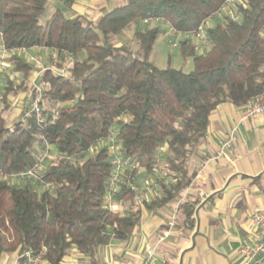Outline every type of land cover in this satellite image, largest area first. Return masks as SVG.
<instances>
[{"label": "trees", "instance_id": "obj_1", "mask_svg": "<svg viewBox=\"0 0 264 264\" xmlns=\"http://www.w3.org/2000/svg\"><path fill=\"white\" fill-rule=\"evenodd\" d=\"M226 1L124 0L96 20L68 16L57 7L42 21L48 0H0V38L9 50L46 47L62 61L73 59L68 75L44 70L45 118L32 116L26 124L21 115L8 123L4 114L10 94L37 91L28 83L33 65L14 59L22 81L8 79L0 109V254L18 252L26 260L27 251L45 247L44 261L61 264L76 246L94 264L112 235L127 239L139 223V181L153 176L162 188L149 206L181 198L194 180L191 163L213 111L223 102L244 106L264 90V0L234 3L239 20L218 17L208 28L212 46L206 53L191 40H181L182 56L193 60L190 71L156 64L152 54L164 28L143 20L161 16L179 31H192ZM133 23L138 26L135 45L117 41ZM113 134L131 162L115 196L123 211L105 204L114 156L107 146L89 153ZM46 149L57 153L41 172L40 188L10 181L34 167ZM195 205L193 200L179 204L189 226Z\"/></svg>", "mask_w": 264, "mask_h": 264}, {"label": "crops", "instance_id": "obj_2", "mask_svg": "<svg viewBox=\"0 0 264 264\" xmlns=\"http://www.w3.org/2000/svg\"><path fill=\"white\" fill-rule=\"evenodd\" d=\"M70 1L60 0L63 6L59 5L68 16L81 14L96 20L122 0ZM137 27L135 24L127 33L134 34ZM21 99L25 103L27 93ZM243 114L244 106L230 102L213 111L205 141L191 163L194 180L180 199L149 206L162 195V188L153 176L139 181V223L127 239L112 235L109 243L98 249L94 264H140L149 258L151 248L152 264L239 262L242 240L257 239L251 215L264 210V114L244 119ZM234 128L237 139L231 147L223 148L225 135ZM188 200L196 201L193 226L185 222L179 209V204ZM10 256L13 264H28L18 252L6 254V258ZM61 264H92V259L73 246Z\"/></svg>", "mask_w": 264, "mask_h": 264}, {"label": "built area", "instance_id": "obj_3", "mask_svg": "<svg viewBox=\"0 0 264 264\" xmlns=\"http://www.w3.org/2000/svg\"><path fill=\"white\" fill-rule=\"evenodd\" d=\"M235 0H227L224 6L215 12L213 15H210L206 18L198 28L192 31H179L173 23L166 19L165 17H147L143 20V23L150 27L162 26L165 33L168 37L171 38L172 45L174 47H179L181 40H191L196 45V48L200 53H206L210 50L212 43L208 35V28L211 27V21L214 18L221 17L223 15H228L236 20L240 19V16L231 8L234 5ZM181 39V40H180ZM26 48H18L14 50H9L2 39L0 38V78L3 70L9 66L8 58L10 53L17 54L18 56L22 53H27ZM41 102L40 95L34 99L32 105V110L36 112V118L42 121L41 115ZM31 112V113H30ZM23 116V120L28 122L29 117L33 113L30 111ZM264 114V90L262 93L253 97L244 105V114L243 119L247 117H255ZM237 139V129L234 128L229 133L225 135V138L222 141V147H231L232 144ZM107 146L110 150V153L117 158L115 163L113 174L108 182V190L105 196V204L108 208L113 211L123 210L122 205L115 200V196L120 189L119 182L122 178L123 170L131 165L129 159L124 158L122 154V146L119 142L116 141V138L113 135L109 136L107 139L99 140L95 145L91 146L89 153H94L98 148ZM49 147V146H48ZM49 149L41 151L38 160L34 167L27 169L21 175L26 177L34 176L39 177L43 169H45L47 162V155ZM32 178V177H31ZM45 187H50V183H46ZM251 223L254 229L255 234L257 235L256 240H251L244 238L240 245V259L237 264H264V210H256L251 215ZM46 248L43 247L38 252L27 251L24 255L26 257L28 264H42L44 261V255ZM154 249L149 250V258L142 261L140 264H152Z\"/></svg>", "mask_w": 264, "mask_h": 264}, {"label": "rangeland", "instance_id": "obj_4", "mask_svg": "<svg viewBox=\"0 0 264 264\" xmlns=\"http://www.w3.org/2000/svg\"><path fill=\"white\" fill-rule=\"evenodd\" d=\"M62 1H64V0H62ZM238 1L239 0H237V1L235 0L234 3L238 2ZM68 2H71V1H68ZM122 2H124V0H122L121 3ZM59 5L60 6L62 5L60 0H48V6H47L45 13L42 15V21H45L46 18L48 16H50V14L57 7H59ZM231 8L234 9V11H235V4L233 6H231ZM218 21H219V18L212 19L211 26H214L215 24H217ZM134 25H135V23L128 26L124 30V32L117 37V41H121V40L127 41L131 45H135L133 42V34L127 33L128 30H131V28L134 27ZM15 57L23 58L26 62L33 65L34 69H33L32 74L30 75V77H28V80H29L28 83L30 84V86L31 85L35 86L37 88V91H36L35 95H32V92L30 90H26V91L22 90L16 95L10 94L8 96V98L10 100L11 105L9 106L8 110H6L4 112V114L7 117L8 123H12L15 119H17L21 115L22 123L26 124L28 122H25L23 120V116L26 113H29L30 111H32L33 113L31 114L29 119L32 116H36V112H34V110H32L31 107H33L32 103H33L34 99H36L39 95L41 98V102L39 103L41 105V108H42V106L46 107L45 101L43 99L44 86L40 83V78H41V75L44 72V70L46 68H52L53 70H55L58 73L68 75L70 73L69 68L71 66H73V59L68 56L62 61L59 58L57 51L51 50V49L46 48V47L29 48L27 50V53H22L19 56L15 53H13V54L10 53L9 58H8L9 66H7V68H5L3 70L2 74H1V78H0V102H1L0 103L1 104L0 109L4 106L3 102L1 101V96L5 90V86L8 82V79H11V80L15 81L16 83H19L22 81V73H20L17 69H15V60H14ZM152 59H155L156 64L161 66V67H164V66H167L170 64L173 67H177V68L182 67L187 71L192 70L194 67L193 60L191 58L184 59V57L181 54V48L180 47H174L172 45L171 38L167 36L165 31L159 35V38L157 39V41L155 43V47H154L153 54H152ZM25 93H27L28 99L25 103H23V102H21V100H22L21 97ZM68 104L70 105L71 102L70 101L65 102L64 106L68 105ZM57 114L58 113L55 112L53 117H57L58 116ZM41 115H42V120H43L45 118L43 111H41ZM109 152H110V150H109ZM56 153H57V150L54 152L49 151V153L46 157L48 162H45V165H46L45 169L48 168L50 161L56 157ZM114 158H115L114 162L116 163L117 158L115 156H114ZM45 169H43V170H45ZM23 172L24 171L19 172L17 174H14L13 176L9 177L10 181L12 183H20V184H23V183H26L27 181H29V182L34 183L35 186H37L38 188H40L39 182H41L40 181L41 175L39 177L38 176L37 177L30 176L28 178L24 175H21ZM40 184L42 185L43 183H40ZM6 254H8V253H4L0 257V264H2L4 261H6V264H13V257L10 256V257H8L10 259H8V258H6Z\"/></svg>", "mask_w": 264, "mask_h": 264}]
</instances>
